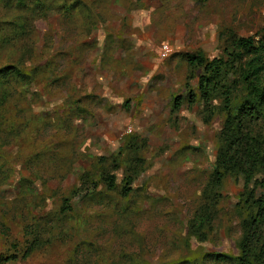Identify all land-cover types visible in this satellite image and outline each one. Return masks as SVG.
Returning <instances> with one entry per match:
<instances>
[{"label": "rangeland", "instance_id": "rangeland-1", "mask_svg": "<svg viewBox=\"0 0 264 264\" xmlns=\"http://www.w3.org/2000/svg\"><path fill=\"white\" fill-rule=\"evenodd\" d=\"M191 55L227 63L208 100ZM251 61L263 89L264 0H0V70L24 75L0 83V264H239L264 198ZM229 118L259 165L217 184Z\"/></svg>", "mask_w": 264, "mask_h": 264}, {"label": "trees", "instance_id": "trees-1", "mask_svg": "<svg viewBox=\"0 0 264 264\" xmlns=\"http://www.w3.org/2000/svg\"><path fill=\"white\" fill-rule=\"evenodd\" d=\"M238 49L246 51V52H255L256 46L253 39H239L236 43ZM187 63L191 67L202 68L204 76H202L199 80V89L202 93V96L205 100H208V89L212 86L213 78L217 76V74L224 68H226L227 63L223 60H207L201 55H191L186 56ZM23 77V73L14 69L13 67H8L3 70H0V83L6 82L8 83L9 79H12L17 76ZM261 76L260 73L253 68V62H250L249 70L247 74L243 76V81L248 85L250 92L248 96L251 97V102L254 105L264 106V88L262 89L261 85L255 84L253 81H260ZM230 90L224 92L226 108L230 107ZM195 102V97H191V103ZM175 110H179V99L176 100ZM249 117L253 118L252 111L249 113ZM243 126L241 122L236 123L234 119L229 118L226 123V128L224 129V133L222 136L223 143L226 145V148L223 149L220 153L219 161H218V172L216 174V183L220 184L225 177L228 175H234L238 173L237 168L244 165H249V168L252 170H256L258 168L257 161L260 159V155L257 154V159L252 163L248 154L244 155V149H242V137H243ZM250 139L249 135L244 137L245 142H248ZM229 143V144H228ZM240 149H242V153H240ZM255 150V148H254ZM256 151V150H255ZM264 161V157H263ZM252 179V174L249 172V176L246 178V183H250ZM109 189H115V177L113 175L107 176L105 179ZM132 186V179H127L125 191L129 192L130 187ZM264 188V185H262ZM256 213L255 220L252 221L253 225L247 227L250 231V236L247 238L245 243L242 246L243 257L239 259V264H256L252 263L251 255L249 251V247L252 245L253 241L257 239V235L260 234L262 228H264V198L257 200L255 203ZM30 252V250H29ZM28 252V253H29ZM27 253V254H28ZM264 259V252L261 254ZM218 261H223L226 259L224 256H219Z\"/></svg>", "mask_w": 264, "mask_h": 264}]
</instances>
